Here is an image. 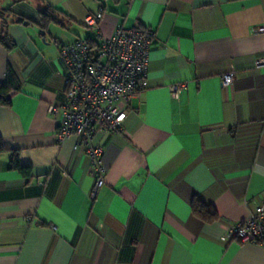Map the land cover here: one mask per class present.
<instances>
[{"label": "crops", "instance_id": "crops-1", "mask_svg": "<svg viewBox=\"0 0 264 264\" xmlns=\"http://www.w3.org/2000/svg\"><path fill=\"white\" fill-rule=\"evenodd\" d=\"M46 5L66 23L53 40L38 26ZM5 9L13 46L0 44V83L10 66L20 90L0 104V264H264V243L226 237L264 202V0H0ZM99 10L96 36L83 21ZM118 25L154 33L147 87L119 132L94 136L107 173L92 196L84 147L76 135L57 143L61 117L48 111L64 102L56 41L98 42ZM12 150L28 176L10 168ZM193 199L217 217L193 215Z\"/></svg>", "mask_w": 264, "mask_h": 264}, {"label": "built area", "instance_id": "built-area-1", "mask_svg": "<svg viewBox=\"0 0 264 264\" xmlns=\"http://www.w3.org/2000/svg\"><path fill=\"white\" fill-rule=\"evenodd\" d=\"M101 10L84 17L83 24L99 36L98 23ZM264 33V25L254 30ZM154 37L150 29L124 28L118 25L108 37H101L92 46L84 38L73 43L56 41L59 59L63 66L62 81L64 102L50 105L49 113L60 114L55 140L62 143L76 135L74 149L84 147L93 169L92 196L104 183L107 167L103 161L104 150L92 141L97 132L116 133L126 113L125 107L134 96L147 87L149 46ZM255 67L264 66V56L254 61ZM236 70L232 68L221 75L222 84H231ZM183 84L169 89L176 95ZM229 240L264 243V202L257 205L245 219L227 228Z\"/></svg>", "mask_w": 264, "mask_h": 264}, {"label": "trees", "instance_id": "trees-1", "mask_svg": "<svg viewBox=\"0 0 264 264\" xmlns=\"http://www.w3.org/2000/svg\"><path fill=\"white\" fill-rule=\"evenodd\" d=\"M10 11L9 9L1 10ZM39 21L38 26L39 30L43 35L47 33V28L51 23L60 25L61 27H66V23L64 22V18L59 15V11L54 9L53 7L46 5L43 9L38 11ZM3 16H0L2 18ZM22 18H17V22H23ZM8 22L4 20L0 23V44L5 48H11L13 46L12 40L9 38L7 33ZM88 43H90L93 47L96 46L97 41L91 37H85ZM62 43L61 41H59ZM74 42V41H73ZM72 42V43H73ZM20 90V83L13 71V69L8 66L5 73L4 80L0 83V104L1 105H10V96ZM5 151V146L3 141L0 139V153ZM10 168L18 170L24 176L29 175V168L20 164L17 156V151H11L10 157ZM107 167V166H106ZM191 213L193 215H197L200 218L211 221L217 217L216 211L213 207L208 204L203 203L199 199H193L190 204Z\"/></svg>", "mask_w": 264, "mask_h": 264}, {"label": "rangeland", "instance_id": "rangeland-1", "mask_svg": "<svg viewBox=\"0 0 264 264\" xmlns=\"http://www.w3.org/2000/svg\"><path fill=\"white\" fill-rule=\"evenodd\" d=\"M5 12V11H4ZM3 12V13H4ZM3 13L1 12V10H0V16H4L3 15ZM50 27H51V31L49 30V32H47L46 34H45V37H46V39L47 40H53L54 38H56V36L54 35V31L55 32H65L63 29H62V27L60 26V25H55V24H50ZM81 30H83V28H81ZM53 31V32H52ZM67 34H69V33H67ZM73 36V35H72ZM68 38H69V36H68ZM55 40H58V39H55ZM42 41V40H41ZM46 42H48V41H46Z\"/></svg>", "mask_w": 264, "mask_h": 264}, {"label": "water", "instance_id": "water-1", "mask_svg": "<svg viewBox=\"0 0 264 264\" xmlns=\"http://www.w3.org/2000/svg\"><path fill=\"white\" fill-rule=\"evenodd\" d=\"M42 34H43V32H42Z\"/></svg>", "mask_w": 264, "mask_h": 264}]
</instances>
